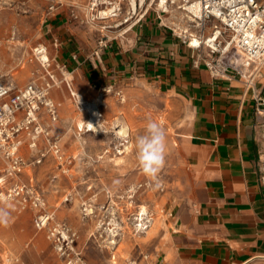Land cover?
I'll return each mask as SVG.
<instances>
[{"label": "rangeland", "instance_id": "obj_1", "mask_svg": "<svg viewBox=\"0 0 264 264\" xmlns=\"http://www.w3.org/2000/svg\"><path fill=\"white\" fill-rule=\"evenodd\" d=\"M90 2L0 0V80L24 86L37 76L33 51L38 45L47 44L42 28L46 19L55 15L74 25L80 42L85 47H94L93 53L111 42L130 38L132 30L119 35L129 23L114 27L127 17V3L118 19L94 20L88 13ZM153 8L150 10L156 11ZM184 13L176 8L172 15L181 20ZM66 76L67 81L71 79ZM66 85L63 82L52 93L60 104V120L54 133L61 138L63 158L49 152L44 138H40L36 149L29 144L21 146L20 153L27 164L19 171L10 169L9 162L0 155V207H6L10 214L9 222L0 225V264H110L113 255L120 264H131V261L152 264L154 254L168 240L170 198L184 191L188 165L181 142L183 137L178 136L186 135L189 109L147 84L120 89L124 102L116 94L120 91L117 88L111 93L104 91L106 88L93 91L85 98L76 94L82 103L103 96L108 105V108L101 106L103 118L99 131L88 132L86 127L78 128V123L86 122L88 116L75 103ZM43 116L49 119L45 113ZM117 117L127 122L116 120ZM149 119L165 130L167 138L165 163L155 178L145 176L135 161V139L144 133ZM121 125L131 129L133 147L128 151L125 150L128 141L117 136ZM42 152L47 154L41 158ZM19 185H26L22 194L4 201L3 195L10 196L9 192ZM132 187L138 191L134 194L133 206L129 198ZM36 195L44 203L38 209L31 204ZM23 201L28 206H23ZM141 206L147 207L148 218L152 219L145 231L137 227ZM87 208L93 213L86 215ZM39 212L49 213L53 219L44 230H38L34 223ZM52 226L59 231L60 227H68L75 234L70 256L62 257L57 251L56 239L49 237ZM109 228L119 233L117 252L110 244Z\"/></svg>", "mask_w": 264, "mask_h": 264}, {"label": "crops", "instance_id": "obj_2", "mask_svg": "<svg viewBox=\"0 0 264 264\" xmlns=\"http://www.w3.org/2000/svg\"><path fill=\"white\" fill-rule=\"evenodd\" d=\"M172 19L149 10L130 38L109 43L97 56L74 25L55 15L43 25L42 46L52 70L71 75L66 87L75 96L138 83L188 107L186 135L178 136L187 178L184 191L170 198L168 240L152 264H264V60L251 68L257 70L251 85L233 72L213 77L199 52L173 33ZM32 62L34 78L43 79V69ZM42 120L55 135L59 121Z\"/></svg>", "mask_w": 264, "mask_h": 264}, {"label": "built area", "instance_id": "obj_3", "mask_svg": "<svg viewBox=\"0 0 264 264\" xmlns=\"http://www.w3.org/2000/svg\"><path fill=\"white\" fill-rule=\"evenodd\" d=\"M136 1L139 3V9L135 14L129 13L130 0H91L88 8L96 13L97 18L101 12L113 10L118 16L112 19H118L127 3L129 6L126 11L127 17L118 24L133 22V26H136L154 6L153 9L157 13L173 17L171 21L173 33H177L184 43L199 52L213 77H229L233 72L243 78L246 77L248 84L253 83L257 70L254 69L250 73L251 68L264 60V0H144L143 4L141 0ZM175 7L186 13L181 17L180 23L176 21L178 18L172 15L173 11H176ZM133 19L135 21H132ZM203 49L208 50L206 56L201 52ZM45 54H48V50L42 45L33 51L34 60L44 71L43 79L34 78L21 88L0 80V155L5 162H9L10 169L17 171L27 164L20 153L25 140L29 141L30 147L36 149L40 138H44L47 140L49 152L59 159L63 158L61 138L52 134L50 126L43 124L42 116L45 113L53 124L59 121L60 104L51 98L50 92L67 80L64 75L63 80L59 79L52 70L51 59L49 57L44 59ZM96 55L98 56V52ZM105 90L109 93L115 88L109 86ZM116 94L122 96L123 93L118 91ZM71 95L76 103L73 91ZM262 111L264 112V109ZM46 154L42 152L40 157H45ZM37 162L40 163L41 159ZM148 185L150 183H147ZM25 188L26 185L17 186L13 192H9L10 196L3 195V200L7 201L8 198L21 195ZM32 202L36 209L44 204L38 195ZM24 203L25 201L22 204ZM23 206L26 207L28 204ZM52 220L49 213L39 212L34 223L38 230H44L49 227ZM151 222L149 219L143 222L145 224L143 230L150 226ZM138 228L141 229L140 223ZM63 231L67 235L64 236ZM49 237L56 239L57 251L62 257L71 255L76 236L70 228L60 227L59 231V228L52 226Z\"/></svg>", "mask_w": 264, "mask_h": 264}, {"label": "bare ground", "instance_id": "obj_4", "mask_svg": "<svg viewBox=\"0 0 264 264\" xmlns=\"http://www.w3.org/2000/svg\"><path fill=\"white\" fill-rule=\"evenodd\" d=\"M130 14H135L138 12V9H139V3L136 1V0H130ZM144 0H141V4H143ZM117 7V6H116ZM115 7V8H116ZM150 8V7H149ZM189 9H194V8H191L189 7ZM112 10V8H111ZM194 12L197 13V10H195ZM88 13H91L93 19H109V18H112L114 16H118V14H115L112 11H103L99 14V17L97 18L95 13H93L92 11H88ZM186 13H184V16H185ZM125 23H121V24H118L114 27H121L122 25H124ZM133 22L129 23V25L126 26V28H123L121 29V33L119 35H126L127 33H129L131 30H132V27L133 26ZM134 27V26H133ZM107 28H113V26H108ZM243 56V55H242ZM49 57L48 54H45L44 55V59H47ZM67 73V72H66ZM68 76H71L69 73L66 74ZM67 77V76H66ZM104 91H106L104 89ZM111 91V90H109ZM111 93V92H109ZM74 94V93H73ZM104 97L103 96H100L99 98H97L95 101L93 102H86V103H82L80 101H78L76 99V103L80 105L81 107V110L82 112H86L87 113V116H88V120L86 122H79L78 123V128L80 130H84V128L86 127L88 132H98L99 131V127L102 126L101 122H100V119L101 117L103 118V116L101 115V106L103 105L105 107L106 103L103 101ZM125 125H121V126H118L119 127V131L117 132V136H118V139H121V140H127L128 141V145H126V148L125 150H129L132 146V143H131V140H130V128L127 127V131H125ZM2 181V180H0ZM137 191V189L135 187H132L131 191L133 194H131L129 196L130 199H134L135 197V192ZM138 192V191H137ZM87 211V214L86 215H89L91 213H93V210L91 208H87L86 209ZM147 207L146 206H141V208L139 209V215H138V221L140 223V226H141V231H145L147 230L150 226L146 227L145 230H143V226L145 225L143 222L147 219L151 220V218H148V215H147ZM144 216V218H142ZM46 221V219H45ZM137 223V224H139ZM138 227V225H137ZM109 232L111 233V241H110V244L111 245H114V247H117V239L118 236H119V233L117 232V230L115 229H112V228H109ZM63 234L64 236L67 235L66 232L63 231ZM112 238H115V239H112ZM111 264H117V261H116V257L113 255L111 257ZM131 264H137L136 262L134 261H131Z\"/></svg>", "mask_w": 264, "mask_h": 264}, {"label": "clouds", "instance_id": "obj_5", "mask_svg": "<svg viewBox=\"0 0 264 264\" xmlns=\"http://www.w3.org/2000/svg\"><path fill=\"white\" fill-rule=\"evenodd\" d=\"M125 131L127 126L125 125ZM167 138L165 130L160 125L149 119L144 133L135 139V161L142 173L155 178L165 163ZM10 214L6 207H0V225L7 224Z\"/></svg>", "mask_w": 264, "mask_h": 264}]
</instances>
